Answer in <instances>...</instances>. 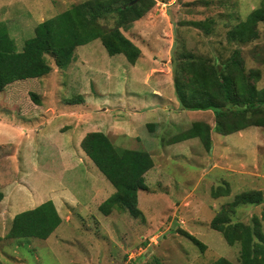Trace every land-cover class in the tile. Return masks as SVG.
Instances as JSON below:
<instances>
[{
  "label": "rangeland",
  "instance_id": "rangeland-1",
  "mask_svg": "<svg viewBox=\"0 0 264 264\" xmlns=\"http://www.w3.org/2000/svg\"><path fill=\"white\" fill-rule=\"evenodd\" d=\"M82 1L0 0V32H7L20 50L38 22ZM260 2L155 0L140 19L120 28L140 48L141 58L135 64L122 53L109 55L100 39H93L75 48L67 68L56 67L52 56L45 54L51 71L4 87L0 92L4 119L0 264H212L218 257L240 263L239 243L228 245L210 221L219 216L224 223L252 226L256 217L264 233V127L219 134L213 111L179 105L182 113L176 112L171 104L178 102L172 80L159 87L161 95L169 98L163 110L153 81L160 74L168 78L160 71L163 62L169 60L172 73V57L184 49L220 61L240 47L245 68L262 71L264 22L257 23L256 39L245 44L228 39V30ZM116 18L115 13H106L99 21L112 28ZM203 20L209 31L195 23ZM148 62L152 65L144 66ZM74 63L78 66L71 68ZM70 71L80 82V93L68 82ZM146 72L153 75L146 78ZM256 86L264 87V72ZM31 92L46 103L44 108L30 101ZM80 95L88 103L70 104ZM195 121L211 128L209 150L198 137L169 141ZM12 123H17L18 135ZM89 131L105 133L115 147L150 154L153 165L144 173L146 188L137 192L139 212L115 208L105 215L99 210L114 187L79 146ZM47 138L57 150L47 149ZM73 165L74 170L67 171ZM72 172L74 184H70ZM55 188L69 202L65 206L58 201L62 221L55 230L46 239L8 237L13 216L49 200ZM252 190L262 192V202L241 203L238 195ZM182 230L204 247L195 245Z\"/></svg>",
  "mask_w": 264,
  "mask_h": 264
},
{
  "label": "trees",
  "instance_id": "trees-1",
  "mask_svg": "<svg viewBox=\"0 0 264 264\" xmlns=\"http://www.w3.org/2000/svg\"><path fill=\"white\" fill-rule=\"evenodd\" d=\"M132 1L85 0L74 4L38 22L33 35L24 40L20 50L7 32H0V91L16 80L40 78L51 71L45 54L52 56L56 67L65 69L73 60L75 48L93 39H100L109 55L122 53L134 64L140 48L120 28L140 19L155 0ZM106 13L117 15L112 28H105L99 21ZM258 22H264V0L228 30V39L239 44L256 39ZM195 23L204 31H209L205 20ZM241 53V48L236 47L228 57L215 61L184 49L172 57L175 62L172 80L180 106L187 110L213 111L214 129L223 135L252 125L264 127V87L256 86L264 72V55L260 56L261 71L259 68L246 69ZM29 96L34 105L41 103L36 93L31 92ZM75 100L81 101L82 96L71 103H75ZM210 133L211 128L207 123L195 121L187 130L171 136L169 141L179 142L198 137L209 150ZM79 145L114 187V192L99 204V210L105 215L115 208L139 212L137 192L146 188L144 173L153 165L150 154L141 149L115 147L101 131L87 132ZM2 197L0 190V200ZM238 199H241V203L259 204L263 198L260 190H252L239 194ZM261 220L264 221V210ZM60 223L61 217L49 199L16 213L6 235L46 239ZM259 223L256 217L253 218L252 226L241 222L224 223L219 216L210 221L211 228L220 231L228 245L239 243V264H264V233L259 230ZM182 234L200 248L204 247L200 240L186 230H182ZM212 264L235 263L225 257H218Z\"/></svg>",
  "mask_w": 264,
  "mask_h": 264
},
{
  "label": "crops",
  "instance_id": "crops-1",
  "mask_svg": "<svg viewBox=\"0 0 264 264\" xmlns=\"http://www.w3.org/2000/svg\"><path fill=\"white\" fill-rule=\"evenodd\" d=\"M18 49V48H17ZM19 50V49H18ZM140 58L141 57H139L136 61H140ZM74 60V59H73ZM164 61V60H163ZM168 63H170L169 62V60L168 61H164L163 62V66H161V68L160 69H162V70H160V71H162V73H165V74H167V76L166 77H168L167 79L165 78V76L163 75V74H160V72H159V74H160V76H156V77H154V91L157 93V95H158V99L159 100H161V102H162V105H163V110H166V105H164L165 103L167 104V102L169 101V98H166L165 96H163V95H161V93H162V91L159 89V87H163V85L164 84H167V85H170V83H171V80H172V73H171V68L170 67H168ZM72 64V63H71ZM83 64V63H82ZM135 64V63H134ZM74 65H76V63H74L73 65H71V68H73V66ZM152 65V63L151 62H148V63H146L144 66H151ZM76 66H78V65H76ZM82 66V65H81ZM67 68V67H66ZM80 69V68H79ZM85 73V72H84ZM147 74H146V78L147 77H151L152 75H153V72L151 73H149V72H146ZM68 76H69V84L73 87V88H75V90L78 88V92L80 93V91H82L81 90V87H80V82L77 80V78L75 77V76H73L74 74H73V72L71 73V71L70 72H68V74H67ZM66 75V76H67ZM73 76V77H72ZM81 81V80H80ZM163 81H165V83H163ZM173 81V80H172ZM90 84H91V82H89ZM163 83V84H162ZM6 87V86H5ZM6 90L8 89V87H6L5 88ZM3 91H5L4 89H3ZM0 92H2V91H0ZM81 96V95H80ZM91 97V96H90ZM43 102V103H42ZM75 103H70V104H82V106H83V104L84 103H88V98H84L83 96H82V100L80 101V100H75L74 101ZM40 104H42V105H40ZM40 104H37L36 105V107H42V108H44L45 106H46V103L44 102V101H42L41 100V103ZM173 106H175V109H176V112L179 114H181L182 112H180L181 110H179V102H175V101H173L172 103H171ZM120 110H121V108H119ZM34 111V109H32V112ZM167 112H169L168 110H167ZM74 112H71V114H73ZM13 118V117H12ZM17 119V118H16ZM3 123H4V119H2V118H0V125H3ZM16 124L17 123H12V125L14 126H16ZM47 125V124H46ZM0 128L2 129L3 127H1L0 126ZM18 129H19V127L18 126H16V130H15V132L17 133V135L19 134V132H18ZM33 131V130H32ZM34 132V131H33ZM106 132H111L110 131V129L109 128H107V130H106ZM86 134V133H85ZM84 136V135H83ZM41 138H42V136H41ZM40 138V139H41ZM82 139V138H81ZM7 140V139H6ZM43 140H44V138H43ZM81 141V140H80ZM46 143H49L50 145H49V147H47V149H54V150H57L58 148H57V146H56V144L53 142V141H50L48 138H47V140H46ZM77 143V142H76ZM79 144H80V142H79ZM80 146V145H79ZM59 149H60V147H59ZM62 150V149H61ZM77 155L78 156H81V154H79V153H77ZM79 160H81L80 158H79ZM74 168H75V166L73 165L70 169H68L67 171H69V170H74ZM70 176H71V179H72V181L70 182V184H74L75 183V181H74V172H72V173H70ZM59 185H62L61 184V182L59 181ZM62 187H64V186H62ZM58 189L57 188H55L54 189V191H55V193H53V197L52 198H50V200H52L53 201V203H54V205H55V207H56V209H57V211H59L58 210V207H57V204L59 205V202H61V201H63L64 202V204H65V206L67 205V204H69V202H66V201H64V200H62L61 199V195H57V193H56V191H57ZM54 196H55V198H54ZM59 201V202H58ZM71 205V204H70ZM61 207H64V206H61ZM70 207H72V206H70ZM59 213V212H58ZM60 215V214H59ZM61 217V216H60ZM61 221H62V219H61Z\"/></svg>",
  "mask_w": 264,
  "mask_h": 264
},
{
  "label": "water",
  "instance_id": "water-1",
  "mask_svg": "<svg viewBox=\"0 0 264 264\" xmlns=\"http://www.w3.org/2000/svg\"><path fill=\"white\" fill-rule=\"evenodd\" d=\"M133 2H134V0L131 3H133Z\"/></svg>",
  "mask_w": 264,
  "mask_h": 264
}]
</instances>
